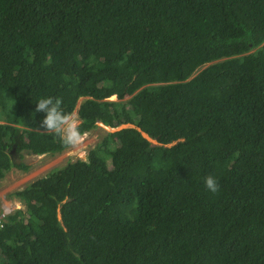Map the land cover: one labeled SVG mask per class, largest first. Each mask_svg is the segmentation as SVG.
Segmentation results:
<instances>
[{"label": "trees", "instance_id": "obj_1", "mask_svg": "<svg viewBox=\"0 0 264 264\" xmlns=\"http://www.w3.org/2000/svg\"><path fill=\"white\" fill-rule=\"evenodd\" d=\"M47 96L132 127L9 196L0 264H264V0H0V180L70 147Z\"/></svg>", "mask_w": 264, "mask_h": 264}, {"label": "rangeland", "instance_id": "obj_2", "mask_svg": "<svg viewBox=\"0 0 264 264\" xmlns=\"http://www.w3.org/2000/svg\"><path fill=\"white\" fill-rule=\"evenodd\" d=\"M81 101L82 99H79L75 110L71 114L77 123H79L77 108ZM109 130L111 129L99 124L94 130L81 135L80 141L77 144L70 145V147L60 153L24 157L22 162L30 167L28 172L24 173L13 168L0 180V212L5 209L10 211L23 209V206L19 202L9 197L13 192L24 188L32 181L46 175L51 170L63 166L69 160H85L88 151L93 148ZM13 159L18 161L16 155H13Z\"/></svg>", "mask_w": 264, "mask_h": 264}, {"label": "clouds", "instance_id": "obj_3", "mask_svg": "<svg viewBox=\"0 0 264 264\" xmlns=\"http://www.w3.org/2000/svg\"><path fill=\"white\" fill-rule=\"evenodd\" d=\"M61 103L56 97H41L35 101V111L43 113L40 126L45 132L56 133L66 145H75L80 141L82 133L72 115L62 109ZM204 185L213 193L219 188L218 181L212 176L205 177Z\"/></svg>", "mask_w": 264, "mask_h": 264}, {"label": "built area", "instance_id": "obj_4", "mask_svg": "<svg viewBox=\"0 0 264 264\" xmlns=\"http://www.w3.org/2000/svg\"><path fill=\"white\" fill-rule=\"evenodd\" d=\"M12 211L10 210H3L2 212H0V227L2 226L3 222L5 221V218L8 214H10Z\"/></svg>", "mask_w": 264, "mask_h": 264}, {"label": "water", "instance_id": "obj_5", "mask_svg": "<svg viewBox=\"0 0 264 264\" xmlns=\"http://www.w3.org/2000/svg\"><path fill=\"white\" fill-rule=\"evenodd\" d=\"M125 127H132L131 125H121V126H119V127H117V128H113V129H111V130H109V131H118V130H120V129H122V128H125ZM143 134V136L144 137H146L147 138V136L144 134V133H142Z\"/></svg>", "mask_w": 264, "mask_h": 264}]
</instances>
